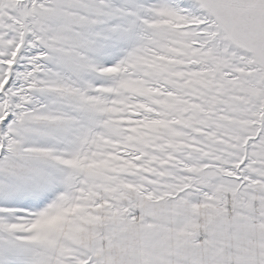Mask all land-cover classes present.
<instances>
[{
  "label": "snow or ice",
  "instance_id": "6c2138e0",
  "mask_svg": "<svg viewBox=\"0 0 264 264\" xmlns=\"http://www.w3.org/2000/svg\"><path fill=\"white\" fill-rule=\"evenodd\" d=\"M0 264H264V0H0Z\"/></svg>",
  "mask_w": 264,
  "mask_h": 264
}]
</instances>
